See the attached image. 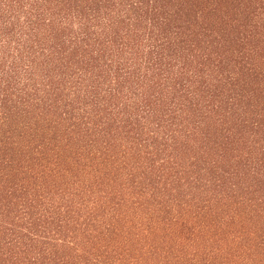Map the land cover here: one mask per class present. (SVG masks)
<instances>
[{
    "label": "trees",
    "instance_id": "16d2710c",
    "mask_svg": "<svg viewBox=\"0 0 264 264\" xmlns=\"http://www.w3.org/2000/svg\"><path fill=\"white\" fill-rule=\"evenodd\" d=\"M0 264H264V0H0Z\"/></svg>",
    "mask_w": 264,
    "mask_h": 264
}]
</instances>
